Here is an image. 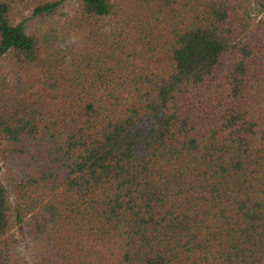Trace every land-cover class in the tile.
<instances>
[{"label":"trees","instance_id":"obj_1","mask_svg":"<svg viewBox=\"0 0 264 264\" xmlns=\"http://www.w3.org/2000/svg\"><path fill=\"white\" fill-rule=\"evenodd\" d=\"M254 4L0 0V264H264Z\"/></svg>","mask_w":264,"mask_h":264},{"label":"rangeland","instance_id":"obj_2","mask_svg":"<svg viewBox=\"0 0 264 264\" xmlns=\"http://www.w3.org/2000/svg\"><path fill=\"white\" fill-rule=\"evenodd\" d=\"M252 16L253 17H260V16H264V11L260 10L258 6H256L255 4L252 7ZM40 21L38 20H32V21H28V25L30 26H36L39 24ZM52 22V21H50ZM30 23V24H29ZM19 236V235H18ZM19 249L22 253H28V248L27 245L25 243V241L21 238V236H19Z\"/></svg>","mask_w":264,"mask_h":264}]
</instances>
